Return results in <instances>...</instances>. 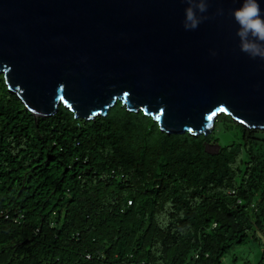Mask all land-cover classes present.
Returning <instances> with one entry per match:
<instances>
[{
  "label": "trees",
  "instance_id": "obj_1",
  "mask_svg": "<svg viewBox=\"0 0 264 264\" xmlns=\"http://www.w3.org/2000/svg\"><path fill=\"white\" fill-rule=\"evenodd\" d=\"M216 122L239 136L211 153ZM216 122L168 135L120 103L35 118L0 75V264H223L264 241V131Z\"/></svg>",
  "mask_w": 264,
  "mask_h": 264
},
{
  "label": "water",
  "instance_id": "obj_2",
  "mask_svg": "<svg viewBox=\"0 0 264 264\" xmlns=\"http://www.w3.org/2000/svg\"><path fill=\"white\" fill-rule=\"evenodd\" d=\"M241 3L208 0L186 31L185 0H0V75L35 118L63 106L92 121L120 103L168 135L208 136L221 115L264 131V60L240 50Z\"/></svg>",
  "mask_w": 264,
  "mask_h": 264
},
{
  "label": "clouds",
  "instance_id": "obj_3",
  "mask_svg": "<svg viewBox=\"0 0 264 264\" xmlns=\"http://www.w3.org/2000/svg\"><path fill=\"white\" fill-rule=\"evenodd\" d=\"M185 2L189 7L185 9L183 26L186 31L195 30L209 18L204 15L208 11V0ZM217 15H223V10L218 9ZM231 15L239 26L236 35L240 40V50L252 59L264 60V13L258 0H242L241 7L233 10Z\"/></svg>",
  "mask_w": 264,
  "mask_h": 264
},
{
  "label": "rangeland",
  "instance_id": "obj_4",
  "mask_svg": "<svg viewBox=\"0 0 264 264\" xmlns=\"http://www.w3.org/2000/svg\"><path fill=\"white\" fill-rule=\"evenodd\" d=\"M238 136L239 133L233 124L216 122L212 137L218 139V144L212 143L207 145L206 148L209 152L214 153L218 150L219 146H229ZM263 252V240H260L259 243L250 242L245 246L232 248L227 252L222 262L223 264H264Z\"/></svg>",
  "mask_w": 264,
  "mask_h": 264
},
{
  "label": "bare ground",
  "instance_id": "obj_5",
  "mask_svg": "<svg viewBox=\"0 0 264 264\" xmlns=\"http://www.w3.org/2000/svg\"><path fill=\"white\" fill-rule=\"evenodd\" d=\"M7 87V86H6ZM8 89V88H7ZM9 91V90H8ZM10 92V91H9ZM17 97V96H16ZM18 98V97H17ZM19 99V98H18Z\"/></svg>",
  "mask_w": 264,
  "mask_h": 264
},
{
  "label": "built area",
  "instance_id": "obj_6",
  "mask_svg": "<svg viewBox=\"0 0 264 264\" xmlns=\"http://www.w3.org/2000/svg\"><path fill=\"white\" fill-rule=\"evenodd\" d=\"M6 217H7V215H6Z\"/></svg>",
  "mask_w": 264,
  "mask_h": 264
}]
</instances>
